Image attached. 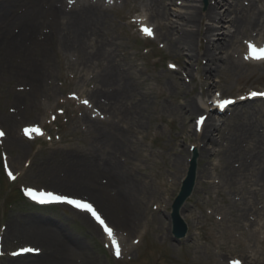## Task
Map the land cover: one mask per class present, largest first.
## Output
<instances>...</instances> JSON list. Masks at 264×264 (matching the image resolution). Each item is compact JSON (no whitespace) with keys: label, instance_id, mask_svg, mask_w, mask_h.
<instances>
[{"label":"rangeland","instance_id":"obj_1","mask_svg":"<svg viewBox=\"0 0 264 264\" xmlns=\"http://www.w3.org/2000/svg\"><path fill=\"white\" fill-rule=\"evenodd\" d=\"M214 1L216 0H206L207 3ZM247 1L249 0H240L238 7L239 4L245 5ZM236 2L237 0H226L225 7H235ZM103 3L110 10L105 22L98 25L102 37L92 48L100 46L124 68L135 64L134 74L139 78L130 76L132 78L129 79L134 96L133 99L127 97V100H123V107L134 114L142 128L137 122L131 123V120L126 119L127 112L120 113L118 105L115 110H108L109 117L96 120V125L98 129L102 125H110L116 135L120 131H130V149L137 151L141 162L138 169L126 168L139 179L138 183L145 181L154 194L143 196L145 198L142 203L148 206L144 207L146 212L142 216L141 226H137L132 238L122 243L123 249L119 256L116 254V246H111L99 227L86 214L64 206L36 208L27 202L21 193L23 188L83 198L95 203L102 216L110 225H114L116 242L117 235L123 228L120 211L102 192V177L89 175L80 161H90L98 156L99 152L96 151L101 149L99 144L102 142V134L98 129L94 130L86 125L84 115L90 105L89 92L95 84L90 81L93 69L83 68L71 51L66 53L64 50L55 51V47L50 48L51 45L48 47V42L40 38L41 33L46 32V25H41L36 30L38 32L42 29L36 38H21L18 43L0 41V129L5 133V137L0 139V158L14 174L12 181L2 176L0 163V264H24L33 260L28 257L35 256L30 252L13 255L27 244L21 229L19 232L8 233L10 223L17 221L24 224L26 233L36 223L53 230L56 240H60L51 249L61 248V257H40L37 259L40 264H55L54 261L68 264L69 251L66 250L65 242L71 239L79 240V248L82 245V249L87 251L83 253L77 246L72 247L81 252L75 257L76 261L73 258L75 264H83L82 260L91 258L94 259L91 264H232L233 261H238L239 264H264V190H259L256 196L255 210L259 215L247 211L245 219H230L229 213L225 216V210L229 211L226 201L222 199L223 195L216 196L222 179L213 167L215 165L218 169L222 158L221 155H213L217 151L214 145H208L212 168L207 179L213 188L202 190L196 184L197 187L193 186L185 199L177 206L174 204L189 165H193L196 171L203 161L197 163L199 157L194 154L197 140L195 135L187 132V121L193 127L197 118L207 113L222 121L239 114L232 124L224 122L222 127L226 129L227 125H234V130L237 131L245 125L255 124L257 127L254 129H259L256 132L264 136V131L260 132L264 128V99H256L257 95H252L264 91V61L249 63L245 59L246 47L250 43L260 44L264 41V29L249 31L242 38V43L234 48L236 54L244 59L243 65L252 66L253 73H247L248 66H244L241 77L222 65L221 73L212 76L216 87L207 96L198 85L201 76L198 70L199 60L194 62L192 74H187L182 68L187 58L171 52L163 41L157 39L153 31L154 24L145 26L152 30L151 36L141 32L139 26L131 27L128 24L133 19L139 20L140 24L147 17L140 0H104ZM169 6L172 12L179 9L178 3ZM15 9V13L0 11V18L10 22L16 15H21L26 6L23 3ZM124 16H130V19H123ZM62 21L65 25L64 19ZM63 23L60 24L62 27ZM0 25L4 28V24ZM10 31L19 35L18 24L11 25ZM196 42L200 44L197 40ZM93 49L88 48L90 52ZM24 59H30L31 62L27 63H33L42 72L39 81L42 86H46L45 91L42 90L33 98H28L26 93L29 91L30 81L14 76L16 70L24 69ZM4 62L7 66H2ZM172 65L175 66L174 69L170 67ZM167 82L174 83L175 86L177 82L183 83V91L196 100L198 106L194 108L197 110L192 113L187 108L182 112L173 99V92L163 86ZM160 89L163 93L161 96L157 95ZM228 97L237 102L226 112L218 113L209 109V106L214 105L215 99ZM85 100L88 101L87 104L84 103ZM136 103L137 107L134 106ZM162 105L167 106L162 108ZM242 111L245 114L240 116ZM126 116L129 117L127 114ZM26 128H38L42 135L36 132L25 135ZM175 147L182 149L183 161L188 165L185 172H181L183 176L180 180L171 174V161L178 151L172 150ZM131 162L130 167L133 166ZM244 187L242 183L237 189L242 192ZM224 191V196L229 201L235 204L242 201L239 192L227 189ZM149 200L159 212L152 209L151 203H146ZM181 205L185 209L179 211ZM175 210L181 216L184 227L183 231L181 226H177V230L183 233L177 237L173 226ZM230 212L239 214L233 205ZM28 214H37L41 219L37 222L36 218L29 220ZM152 214H158L165 223L169 222V228L157 229L156 222L151 220ZM189 234H192V239L187 238ZM14 259L19 261L12 263Z\"/></svg>","mask_w":264,"mask_h":264},{"label":"bare ground","instance_id":"obj_2","mask_svg":"<svg viewBox=\"0 0 264 264\" xmlns=\"http://www.w3.org/2000/svg\"><path fill=\"white\" fill-rule=\"evenodd\" d=\"M103 1L71 0L70 3L69 0H0V11L15 13L18 9H15L16 6H21L23 3L26 6L22 14L16 15L10 22L5 18H0V24H4V28L0 25V41L18 43L22 40L21 38H36L42 29L38 32L36 30L41 25H46V32H42L40 38L48 42V47L51 45L50 48L55 47V51L64 50L66 53L71 51L73 55L77 56L75 59L83 68L93 69L94 74L91 76L90 81H94L95 84L89 92L90 105L85 110L84 115L86 125L93 127L94 130L98 129L96 120L100 121L105 116L109 117L110 113L108 110L111 111L113 108L115 110L117 105L120 113L127 112L126 114L129 117L125 114L126 119L131 120V123L137 122L140 124L138 119L134 118V114L128 112V110L126 111L123 107V100H127V97L133 99L132 97L134 96L133 87H131L129 79L132 78L130 76L139 78V76L134 74L135 64L124 68L111 57L110 53L104 52L100 46L98 48L95 47V49L92 48L98 42V39L102 37L98 25L105 22L107 13L110 10L104 6ZM140 1L143 10L147 13L145 23L155 25L156 29L153 28V31L157 39L163 41L171 52L180 56L182 54L187 58L183 62L182 67L187 74H192V68L195 66L194 62L199 60L198 70L201 76L198 85L201 86L205 95H210L212 88L216 87L212 76L221 73L222 65L241 77L244 74L242 71L244 66H248L246 69L247 73H253L252 66L243 65L244 59L236 54L234 48L242 43V38L249 31H262L264 29V0H249L245 5L239 4L240 7H238L240 0H237L235 7L227 8L225 7L226 0H216L213 3H207L206 0ZM199 1L202 3H199ZM174 3H178L179 9L172 12L169 5ZM63 19L66 22L65 25L62 21ZM123 19H130V16H124ZM62 23L63 27L60 25ZM14 24L19 26V35H14L10 31L11 25ZM128 24L131 27H138L139 25L137 19L130 20ZM35 47L38 48L39 46ZM89 47L94 51L90 52L88 50ZM23 61H25L23 64L24 69L16 70L14 76H17V78L20 76L19 78L30 81L28 82V84L31 83L30 87L28 86L29 91L26 93L28 98H33L36 94L46 89V86H42L39 81L43 74L33 63H27L31 62L30 59H24ZM248 61L249 63L260 62V60L256 61L255 59ZM6 64L4 62L2 66ZM163 86L168 91L173 92V99L177 101V107L182 112L187 108L192 113L197 110L194 108V106H198L196 100L183 91V83L177 82V86H175L174 83L167 82ZM162 94L161 89L157 91V95L161 96ZM134 106L137 107V103ZM166 106L162 105V108H166ZM209 109L219 112L216 106H209ZM223 112H226V110ZM242 113L243 111L240 116L245 114V112ZM238 116L239 114H235L222 121L207 113L200 131L196 130V125L191 127L189 121H187L185 126L189 135H195L197 140V148L194 152L195 156L198 154L199 157L197 163L203 160L201 166L196 168L195 171V187L199 185L202 190L213 188L207 180L210 177V168H212L210 167L212 163L208 145H214L217 149L216 152H213V155H221V162L218 163L219 168L217 169L215 165L213 166L217 175L222 179V185L217 188L216 196L223 195L222 199L226 201V208L229 210H225L224 215L226 216L229 213L230 219H237V217L245 219L248 214L247 211L259 215L256 211L257 209L255 210V205L257 204L256 196L259 190L262 188L264 190V136L256 132L259 129H254L257 125L248 126V124L237 131L234 130V125H227L226 129L224 126L222 127L224 122L226 124L231 122L232 124ZM110 127V125L105 124V127L102 125L98 129L102 134V142L99 144L101 149L98 148L96 151L99 152L98 156L90 161L81 159L80 161L87 168L89 175L97 178L98 176L102 177L101 180L104 181L102 192L113 201L116 208L120 211L121 226L123 228L117 236L122 245L123 242L132 238L131 235L134 234L137 226H141L142 216L146 212L144 207L148 206L142 203V199L145 198L143 196L154 193L145 181L138 183L139 179L135 178L130 170L126 168L127 166L130 169H138L141 162L137 151L134 152V150L130 149V131H120L116 135V132L112 127L111 130ZM139 127L142 128V125L140 124ZM263 131L264 128L260 132ZM172 150L178 151H176L177 154L171 161V174L180 180L183 176L181 172H185L188 165L183 161L182 149L175 147ZM131 160L135 162H131ZM130 162L133 165L131 167L129 166ZM242 183L245 187L242 192H239L237 188ZM225 189L231 192H239L242 201L237 204L229 201L224 196ZM253 195H255V198H253ZM146 203L150 204L151 201L149 200ZM213 204H216V201H213ZM231 204L236 206L238 215L230 212ZM94 205V208L98 210L95 203ZM152 209L155 212H159V209L153 205ZM182 209H185L183 205H181L179 211ZM214 210L216 211V209ZM27 216L29 220L36 218V222L41 219L37 214H28ZM151 220L156 222L159 230L170 226L169 222L165 223V220L158 214H152ZM16 223H10L8 233L10 234L12 231L19 232V229H21L23 234H25L24 241H27L26 245L31 249L38 250V254L28 257L33 260H29L24 264H40L37 259L48 255L61 257L59 254L61 248L51 249L54 243H59L60 241L59 239V241L56 240L57 238L52 233L53 230L34 223V225L29 227V232L26 233L24 224L21 222ZM105 223L108 225L107 219ZM251 225L253 224L251 223ZM108 226H111L112 230L115 229L112 224ZM100 229H103V227L101 226ZM105 236H107L106 240H108V235ZM187 238L192 239V234L187 235ZM33 242L38 244L36 245ZM65 243L66 250L69 251L67 253V258L70 260L68 264H75V257L81 253L78 250H82L84 253L86 249H82V245L79 248V240L71 239ZM73 246H77L79 249L73 250ZM119 248L122 250L123 245ZM126 249L128 250L129 248ZM89 260H82L83 264H91L94 261L93 258ZM17 261L19 259H14L12 263ZM54 262L55 264L62 263L59 261Z\"/></svg>","mask_w":264,"mask_h":264},{"label":"snow or ice","instance_id":"obj_3","mask_svg":"<svg viewBox=\"0 0 264 264\" xmlns=\"http://www.w3.org/2000/svg\"><path fill=\"white\" fill-rule=\"evenodd\" d=\"M69 2L71 3V0H69ZM141 32H143L146 36H151L152 30L148 27L142 26L141 27ZM249 55L245 57V59H255V60H262L264 59V48H260L257 49L254 45L249 44ZM252 95H264V94H257V93H252ZM85 104L88 103V101H84ZM232 101L231 100H223V101H218L217 102V106L220 108H224L226 105L231 104ZM204 120V117L201 116L200 119L197 121V123H201ZM25 135H29L30 132H36L37 134H41L40 130L38 128H32V129H25L24 130ZM0 135H3L2 132H0ZM9 175L11 176L12 174L9 173ZM14 178V177H13ZM25 194L30 196L33 200H38L40 203H50V202H62V203H67L70 204L74 207H76L77 209L84 211L88 214L91 215V217L97 222L99 223L104 231L107 233L109 240L112 242V244L114 246L117 245L116 242V238L113 235V230L112 228H110L105 221L101 218V215L98 214L97 210L94 208V206L87 202L84 201L82 199H75V198H69L66 195L63 194H58L55 192H51V191H40L38 194L36 191L31 190V189H26L25 190ZM116 254L117 256H119L120 254V250L119 247L116 246ZM22 252H30V251H34V249L31 248H23L21 249ZM16 253H13V255H15ZM232 264H239L238 261H233Z\"/></svg>","mask_w":264,"mask_h":264},{"label":"water","instance_id":"obj_4","mask_svg":"<svg viewBox=\"0 0 264 264\" xmlns=\"http://www.w3.org/2000/svg\"><path fill=\"white\" fill-rule=\"evenodd\" d=\"M192 181H193V169H191L189 171L188 177H187V179H186V181L184 183V186L182 188L181 194L178 197V202L183 200L184 197L189 193L191 185H192ZM175 226H177V225H175ZM181 233H182V231H181Z\"/></svg>","mask_w":264,"mask_h":264}]
</instances>
